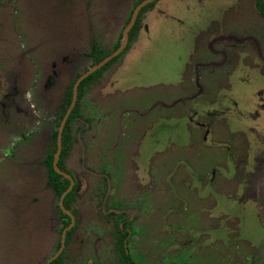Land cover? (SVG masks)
<instances>
[{
  "label": "rangeland",
  "instance_id": "1",
  "mask_svg": "<svg viewBox=\"0 0 264 264\" xmlns=\"http://www.w3.org/2000/svg\"><path fill=\"white\" fill-rule=\"evenodd\" d=\"M127 4L0 0V69L13 68L0 73V264H44L53 250L58 201L46 184L44 137L66 86L90 65L89 40L77 42L89 36L110 49ZM258 13L254 0H160L143 15L129 54L84 89L88 115L100 123L93 149L83 137L84 149L68 152L78 213L70 259L88 243L95 252L112 247L118 218L107 209H116L130 220L128 248L143 264H164L186 249L189 264L262 262L264 65L250 40L264 48ZM63 44L84 65L65 66L51 80L49 64L68 56ZM36 76L38 90L49 80L59 99L39 102L36 119L15 120L2 99L7 79L26 86ZM150 220L155 226L145 229Z\"/></svg>",
  "mask_w": 264,
  "mask_h": 264
},
{
  "label": "flooded vegetation",
  "instance_id": "2",
  "mask_svg": "<svg viewBox=\"0 0 264 264\" xmlns=\"http://www.w3.org/2000/svg\"><path fill=\"white\" fill-rule=\"evenodd\" d=\"M142 1H144V0H142ZM142 1H140L139 3H141ZM158 1H160V0H153L152 1V2H154L153 6L149 9H146L141 14L139 25L136 28L135 32L133 33L132 41L129 44V46L126 48L127 43H128V34H129L130 30L133 28L134 24L136 23L139 11L141 10V8L143 6L137 12V15L135 17V21H134L133 25L131 26V28L129 29V31L127 32L126 42L124 43L122 49L118 52V54H116L114 57L110 58L100 68L96 69L94 72L87 75L84 79H82L78 83L77 89H76V98H75L74 105L71 108L68 115L66 116V118L64 119L66 111H67V109L71 103V100H72L73 85L75 84L76 80L81 75H83L87 70L91 69L93 66H95L96 64L101 62L103 59H105L106 57H108L109 55L114 53L121 46L122 41H123V31H124L125 27L127 26V24L129 23V21L132 17L133 11L135 10V8L137 7V5L139 3L135 4L136 0H131V4H130L131 6L129 4H127V5H129V7H127V9H126L127 15H126L125 20L123 22V28L118 33V35L116 36V40L110 49L105 50V49L99 47L97 44L98 41L95 42L93 39L89 38V36L85 37L80 42H77V44L82 43V42L84 44V42L86 40H89V50H84L83 52H84V56L86 58V61L84 62V64H86L87 61H90V65H88L86 67V69L81 74H76L74 79L66 86L64 96L62 97V99H61L62 101L60 102L61 104L59 105L58 111L55 115L56 120L53 124V129H51V131L49 132L47 137H44V139L47 142V144H45V146L47 145V151L45 153V157L50 152H52L54 150L52 153V168L57 174H59L60 176H62L63 178H66L68 180V186L61 193V195L59 197H57L54 189L47 182V179H48V172L47 171L48 170H47V167L45 165V158H44L43 166L46 169V184L52 189V191L55 194L56 200L58 201L57 206H56V211H57V221H58V226H59L56 241L54 243L55 245L53 247L52 252L48 255L47 259L45 260L44 264H49L51 261L55 260L61 253H63L64 264H143L139 260L133 258L132 254L128 248L129 232H130L128 230V226H130L129 225L130 220L128 218H125V215L123 213L117 214L116 209H113V210L107 209V211H110L109 216L118 218V228L113 233L112 247L106 251L103 250L100 252H95V250L93 249L91 244L88 243V245H85L79 251V253H78L79 254V260L77 258L76 259H74V258L70 259L68 257L67 252H66V247L70 243L71 237H72V235L76 229V226L78 225V215H77L78 213H77V206L75 203L76 192H77V180L71 171L72 167H73V162L72 163L70 162V164H69V162H67V158L69 156L68 152H70V150L72 149L73 146L75 147V145H77V144L80 147L82 146L83 137H84L85 142L89 143L88 145L90 146V143H91L90 139L92 141V138H94V136H96L95 129L97 128V124L100 123V121H99L100 119L95 118V120H93L88 115L87 107L91 103L90 104L88 103V102H90L89 97L87 98V100H86V98L85 99L82 98V94L84 92V89L89 85L90 82L97 79L99 77V75H101L107 68L115 65L116 63H118V60H120L122 57L123 58L126 57L129 54L128 53L129 49L137 41V39L135 37H136L137 30L141 26L143 15L146 12L153 10ZM127 2H128V0H124L125 5ZM254 4L256 6V9L259 12L258 14H259L260 21L264 23V0H258V1L254 0ZM261 36H262V34H261ZM227 40L234 41L237 44H240L243 42V40H235L233 38H227ZM250 40L254 43V46H255L254 52H255L257 60L262 65H264V56L261 53V50L262 49L264 50V48H262V45L257 44L253 39H250ZM62 46H63V51H64L65 55H68V56H65L64 59L61 58V60L59 58V63H60L59 65H56L54 62H53L52 66H51L52 63L49 64L48 67H49V69H52V73L50 72L47 77L50 78L51 80H53V79L55 80L60 75V73L62 72L63 67L65 68V66H69L70 64H71L70 66H72V63H73L75 65L74 67L78 66L77 68H80L82 65H84V64L77 65L76 60H79L82 57H80L77 54L71 55L74 51V50H70V48L72 46H67L65 44H63ZM74 46H75V44H74ZM72 49H73V47H72ZM74 52L76 53V51H74ZM94 56H97V57L102 56V58L98 62H95ZM72 58L74 59V61H72ZM75 58H76V60H75ZM121 60H120V62H121ZM109 61H111V62L109 64H107ZM7 66H9V65L7 64L6 66L5 65L2 66L4 68L3 71H2V69H0V73H4L5 77H6V74L8 76V73H12L11 71L13 69L11 66L10 67H7ZM93 73H95L94 76L91 77L89 80H87L79 91L78 87H79L80 83L83 80H85L86 78H88V76H90ZM37 77L38 76H36V78L33 79L30 82V84H27L26 86H23L21 84H17V82L14 80L8 81V79H7V82L12 84V87L10 88L9 94L5 95V97H3L2 99L4 100L3 103H7L10 105L11 109H7L6 111L7 112H9V111L14 112L13 117L15 120H17V118L24 119V117L36 119L39 117V112L36 109V106L38 105L39 102H41V103H44V102L45 103H52V102H56L59 99V96H56V95H53V97H52V95H51L52 90L51 89L53 87L48 86V85H50L49 80H48L47 84L42 85L43 89L38 90L39 86L35 85V83L37 82ZM9 83H7V84H9ZM62 85L58 86V89H60L62 87L64 88V84H62ZM34 88H35V93L37 94L36 99L31 98V96L32 97L35 96V93L33 95V92H32L34 90ZM70 89H71L70 102H69L67 108L65 109L64 114L60 117V112L62 110V106L64 105V101H65L66 96L68 94V91ZM28 91H30V93H28ZM200 92H201V89L199 88V93ZM100 95H102V93H100ZM73 109H75L74 115L72 116V119H70V121L67 123V120H68ZM7 112H5V114ZM206 115H209V113H206ZM73 122H75V123L77 122L78 124L80 122V124H79V126L78 125L73 126L72 125ZM195 125L198 128L201 127L202 129H204V127H205L203 133L205 131L210 130L209 124H205L203 122H197V123H195ZM63 132H65V134H64V143L62 144ZM53 134H55V138L53 137ZM44 139H41V141ZM202 140L204 141L205 138L202 137ZM261 144L263 145L264 143H261ZM262 145H260V146H262ZM90 147L92 148L93 146H90ZM81 148H83V147H81ZM62 150H63V154L61 156V164H62V169H61L57 166V163L60 159V155H61ZM263 154H264V152H263ZM55 156H56V158H55ZM263 157H264V155H262L259 158V161H258L259 165L262 164ZM54 160H55V163H54ZM79 161H81L80 158H79ZM69 193H70V196H68V198H67L68 207H64L63 199ZM61 213L67 215L69 218V223L65 227H62V225H61ZM149 217L152 218V215H149ZM150 222H151L150 225H148V226L145 225V229H148V228H151L152 226H155V223H153V220H150ZM151 231H154V230H151ZM170 231L171 232H174V231L178 232V231H180V229L177 226H172ZM183 231L189 232L187 229H184ZM171 239H173V238H168L169 241ZM188 242H190V240H188ZM257 253L259 254V257H258L259 262L262 261L260 264H264V238L261 241V245L257 248ZM188 256H190V253L186 249V250L182 251L180 258L170 257V258L164 260V262L166 264H184V263L189 264V261H191V260L188 259L189 258Z\"/></svg>",
  "mask_w": 264,
  "mask_h": 264
},
{
  "label": "trees",
  "instance_id": "3",
  "mask_svg": "<svg viewBox=\"0 0 264 264\" xmlns=\"http://www.w3.org/2000/svg\"><path fill=\"white\" fill-rule=\"evenodd\" d=\"M140 1L142 0H136L135 4L136 3H139ZM258 1V0H257ZM154 2H151L149 4H146L145 6H143L141 8V10L139 11V14L137 16V20H136V23L134 24L133 28L130 30L129 34H128V43H127V46L126 48L129 46V44L131 43L132 41V36H133V33L135 32L136 28L138 27L139 25V22H140V16L141 14L146 10V9H149L153 6ZM125 48V49H126ZM94 53V52H93ZM103 56V55H102ZM102 56H94V61L95 62H98ZM112 61V60H111ZM111 61H109L107 64H109ZM106 64V65H107ZM105 65V66H106ZM95 73L91 74L90 76H88V78H86L85 80H83L79 87H78V90L80 91L81 87L84 85V83L89 80L91 77L94 76ZM70 99H71V89L68 91V94L66 96V99L64 101V105L62 106V110L60 112V117L64 114L65 112V109L67 108L69 102H70ZM74 112H75V109L72 110L68 120H67V123L70 121V119H72V116L74 115ZM64 134L65 132H63V137H62V144L64 143ZM53 137L55 138V134H53ZM54 151V150H53ZM52 152H50L46 157H45V165L47 167V172H48V179H47V182L50 186H52V188L54 189L55 191V194L57 197H59L61 195V193L66 189V187L68 186V180L66 178H63L62 176H60L59 174H57L53 168H52ZM63 154V150L61 152V155H60V159L57 163V166L59 168L62 169V164H61V156ZM68 196H70V193L68 195H66V197L63 199V205L64 207H68V201H67V198ZM69 223V218L67 215L61 213V225L62 227H65L67 226ZM49 264H64V258H63V253H61L55 260L51 261Z\"/></svg>",
  "mask_w": 264,
  "mask_h": 264
},
{
  "label": "water",
  "instance_id": "4",
  "mask_svg": "<svg viewBox=\"0 0 264 264\" xmlns=\"http://www.w3.org/2000/svg\"><path fill=\"white\" fill-rule=\"evenodd\" d=\"M153 0H144L142 1L141 3H139L137 5V7L135 8V10L133 11V14H132V17L129 21V23L127 24V26L125 27L124 31H123V41H122V44L121 46L114 52L112 53L111 55H109L108 57H106L105 59H103L101 62H99L98 64H96L95 66H93L91 69L87 70L83 75H81L75 82V84L73 85V92H72V100H71V103L66 111V114H65V117L64 119L66 118V116L68 115V113L70 112L71 108L73 107L74 105V102H75V98H76V89H77V85L78 83L84 79L87 75H89L90 73L94 72L96 69L100 68L105 62H107L110 58L114 57L116 54H118V52L122 49L124 43L126 42V38H127V32L129 31V29L131 28V26L133 25L134 21H135V17L137 15V12L139 11V9L152 2ZM56 158V156H55ZM54 163H55V160H54Z\"/></svg>",
  "mask_w": 264,
  "mask_h": 264
}]
</instances>
